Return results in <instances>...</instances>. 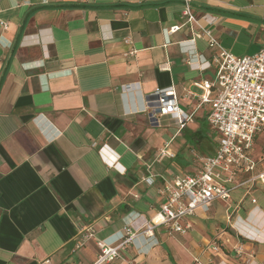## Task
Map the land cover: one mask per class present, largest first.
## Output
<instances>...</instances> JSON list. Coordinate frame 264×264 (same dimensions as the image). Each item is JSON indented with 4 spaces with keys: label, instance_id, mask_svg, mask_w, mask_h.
I'll return each instance as SVG.
<instances>
[{
    "label": "crops",
    "instance_id": "obj_1",
    "mask_svg": "<svg viewBox=\"0 0 264 264\" xmlns=\"http://www.w3.org/2000/svg\"><path fill=\"white\" fill-rule=\"evenodd\" d=\"M190 7L234 55L264 46V0ZM184 11V0H0V264H92L99 241L156 216L162 175L194 173L198 157L215 153L219 136L208 107L197 109L203 90L194 83L214 76L200 64L216 50L193 39L199 26ZM171 86L194 117L183 128L169 116L153 126V93ZM168 140L177 157L159 162ZM256 161L264 171V154ZM191 222L185 234L160 226L155 237L138 236L106 264H264L260 182ZM89 227L94 236L79 246ZM212 240L220 251L207 249Z\"/></svg>",
    "mask_w": 264,
    "mask_h": 264
},
{
    "label": "built area",
    "instance_id": "obj_2",
    "mask_svg": "<svg viewBox=\"0 0 264 264\" xmlns=\"http://www.w3.org/2000/svg\"><path fill=\"white\" fill-rule=\"evenodd\" d=\"M185 1L186 22L199 26L193 31V39L205 38L208 46L216 51L212 59H203L200 67L209 70L214 67L211 79H202L194 84L203 90L197 95V109L208 107L207 121L218 134V145L214 154L198 157V170L194 173L161 176L160 193L165 197L155 217H151L140 229L124 227L112 239L98 242L100 253L92 264H106L122 257L121 252L134 245L138 236L155 237L160 226L171 233L185 234L192 229L191 217L198 209L209 210L215 200H228L231 192L248 183L260 182L264 187V171L257 172V161L252 151L257 137L264 131V46L256 53L236 56L224 49L213 31L202 26L192 13L190 3ZM205 19L208 20L206 16ZM5 25L4 22H2ZM181 26L171 27L174 33ZM156 104L149 109L153 126L161 125V117L169 116L180 128L193 119L194 113H187L179 105V96L174 86L158 88L153 93ZM177 153L166 141L159 149L156 160L175 159ZM249 175L238 180L239 175ZM154 182V179L151 183ZM257 200L253 198V202ZM157 217H161L157 220ZM95 234L93 227L83 229L82 245ZM220 251L221 244L212 240L207 249ZM196 261L199 262L198 259ZM38 264H50L49 259ZM140 264V263H139Z\"/></svg>",
    "mask_w": 264,
    "mask_h": 264
},
{
    "label": "rangeland",
    "instance_id": "obj_3",
    "mask_svg": "<svg viewBox=\"0 0 264 264\" xmlns=\"http://www.w3.org/2000/svg\"><path fill=\"white\" fill-rule=\"evenodd\" d=\"M167 123V122H166ZM165 124V123H164ZM170 124V123H169ZM176 124H170L169 130L173 132V130L176 129ZM178 125V124H177ZM173 126V129L171 128ZM210 131H212L210 129ZM185 131H183V135L178 136L177 138H175L174 142H173V147L178 146L180 144L183 145V140H185ZM174 150V149H173ZM175 151V150H174ZM264 154V131L260 134L258 140L255 142L254 148H253V152H252V158L254 161L258 160V156H260L261 154ZM198 164V161L196 160V162ZM174 263V262H173Z\"/></svg>",
    "mask_w": 264,
    "mask_h": 264
},
{
    "label": "trees",
    "instance_id": "obj_4",
    "mask_svg": "<svg viewBox=\"0 0 264 264\" xmlns=\"http://www.w3.org/2000/svg\"><path fill=\"white\" fill-rule=\"evenodd\" d=\"M206 8H207V10L213 11V12H223L225 14H229V15H232V16H244L243 14L230 12V11H225V10H222L220 8H215V7H206ZM172 261L174 262V264H177L176 261L173 258H172Z\"/></svg>",
    "mask_w": 264,
    "mask_h": 264
},
{
    "label": "bare ground",
    "instance_id": "obj_5",
    "mask_svg": "<svg viewBox=\"0 0 264 264\" xmlns=\"http://www.w3.org/2000/svg\"><path fill=\"white\" fill-rule=\"evenodd\" d=\"M161 217H157V220H160Z\"/></svg>",
    "mask_w": 264,
    "mask_h": 264
}]
</instances>
